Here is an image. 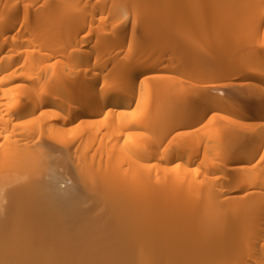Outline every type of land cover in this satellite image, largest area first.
Segmentation results:
<instances>
[{
    "label": "bare ground",
    "instance_id": "bare-ground-1",
    "mask_svg": "<svg viewBox=\"0 0 264 264\" xmlns=\"http://www.w3.org/2000/svg\"><path fill=\"white\" fill-rule=\"evenodd\" d=\"M184 7L205 49L245 52L212 78L222 96L176 71ZM263 16L264 0H0V264H264Z\"/></svg>",
    "mask_w": 264,
    "mask_h": 264
},
{
    "label": "rangeland",
    "instance_id": "rangeland-1",
    "mask_svg": "<svg viewBox=\"0 0 264 264\" xmlns=\"http://www.w3.org/2000/svg\"><path fill=\"white\" fill-rule=\"evenodd\" d=\"M178 9H180V8H178ZM183 9H186V7H184V8L181 9V10L183 11L184 14L182 13L181 10L177 11V8H175V10H176L177 12H176V11H175V12L173 11V12L176 13L177 16H176L173 12L171 13V16L174 14V17H175V18H177V17L179 18L180 15H186V14H187V19L189 20L190 15H188V14L191 13V12H187V13H185L186 11H184ZM186 10L189 11L188 8H187ZM179 14H180V15H179ZM180 17H181L183 20H182L181 18H179V19L182 20V22H181L179 19H177V20H179V22H178L179 24H178V25L181 24V25L183 26L184 24H182V23H183V22H187V21H184V17H185V16H180ZM263 18H264V16H263L262 18H259L260 21H258L259 19H257L256 21L259 22L260 27H261V29H262L263 32H264V19H263ZM130 19H131V20L128 21V25H132V23H133V22H132V18H130ZM187 19H186V20H187ZM219 19H220V18H219ZM219 19H218V20H219ZM191 20H193V19L191 18ZM189 21H190V20H189ZM215 21H216V20H215ZM215 21H214L213 23H216V22H217V24H218L220 27H218L217 24L214 25V24L212 23V25H213V27H215V29H216V26L218 27L217 29H218L219 31L216 32L217 34L219 33L218 35H221V34L223 35V36L221 35L222 37L220 36V38L223 39V38L225 37V38L223 39L224 41H226V40L228 39V42H229V43H232V42L234 43V41H236V40H232L231 38H232V37H234V38L236 37V38H237V34H239V32L236 33L237 30H236L235 28H232V32L236 34V36H235V34H233V33L231 32V30H230L231 28H230V29L228 28L229 30H226L224 27H222V25H223V22H222V21H220V22H219V21H216V22H215ZM191 22H192V21H190V23H191ZM218 22H219V23H218ZM190 23L187 22V25H184L185 27L188 26V27L185 28V29H184V28H181V27H180L181 25L179 26L180 29H179V28H178L179 30L177 29L178 32L182 34V35H181V40L179 39V40H177V41H175V42L173 41V42H172L173 44L171 43V44H168V46L166 45V47H169V48H168L169 51H172V50L175 49L174 53H173V51H172V52H171L172 55H171V54H170V55H171V57L173 58L174 62L177 61V62H176V63H177V69H176V71H177L178 73H179V72L181 73V76L183 77V79H184V77L186 78V79H184L186 84L183 82L182 85H187V86H189V88L192 87V89H191V88H190V89H189V88H186L187 86L184 87V88L189 89V90H191V91H192L193 89H195V91H196V90H203V91H205V92H206V91H207V92L209 91L208 94H216V95L222 96V95H224V94H223V93L221 94V93H220V92H221L220 90H216V89L213 88V84H214L216 81H215V82L212 81V78H213V79L216 78V80H217L218 77H216V76H220V75H222V73H223V70H222V69H223V68H225V67H227V66H229V65H237L238 62H240L241 60H243V58H244L243 56H245V55H244L245 52H244V54H243V51L239 49V50H237L238 53H237V51H235V52L232 51V52L235 53V54L237 53L238 57H237V55H234L233 53H230L231 55H230L229 53H227V54L221 55V56H219V57H216L217 53H216V52L212 53V52L214 51L213 48H209V47H208L207 49H205V46H206V43H207L206 41H208V39H207V40H204V39L208 38V37H206V36H208V35L206 34V35H205L206 38H203V37H204V34H203V32H201V31L199 30L200 28H199V26H198V30H199L200 33H201V34H200V33H199V34H200V35L203 34V36H200V37H199V35H198V31H197V25H193L194 23L196 24V22H192V23H193L192 25H191ZM259 24H257V25L259 26ZM189 25H191V26H189ZM184 26H183V27H184ZM192 26H193V27L196 26V28H195L194 31L190 29V28H193ZM176 27H177V26H176ZM260 27H259V29H260ZM193 29H194V28H193ZM220 29H222V30H220ZM223 29H225V30H223ZM233 29H235L236 31L233 30ZM261 29H260V30H261ZM177 30H176V31H177ZM191 31H192V32H191ZM227 31H229V32H227ZM193 32L196 33L195 35H198V36H195V35L193 36V34H194ZM232 34H233V35H232ZM218 35L215 34V36H217V37H218ZM241 35L243 36L244 34L240 33V36L238 35V37H242ZM196 37L198 38L197 40H196ZM234 38H233V39H234ZM222 39H221V40H222ZM217 40H219V41H217ZM221 40H220L219 38L216 39V41H217L218 43L221 42ZM169 41H170V40H168V43H169ZM196 41H199L200 43H195ZM202 41H203L204 43H203ZM222 42H223V41H222ZM222 42H221V43H222ZM202 43H203L204 45H202ZM221 43H220V44H221ZM234 44H235V43H234ZM188 45H189V46H188ZM191 45H193V46H191ZM195 45H196V46H195ZM198 45H199V46H198ZM163 47L165 48V45H164ZM163 47H162V48H163ZM172 47H173V49L170 50ZM188 47H189V48H188ZM203 49H204V50H203ZM212 49H213V51H212ZM230 49H231V47H230ZM240 51H241L242 53H240ZM209 52H210V53H209ZM239 53H240L241 56L239 55ZM173 54H174V56H175V59H174ZM242 55H243V56H242ZM207 57H208V58H207ZM234 57H235V59H234ZM241 57H242V58H241ZM176 58L180 59V61H181L180 64L184 63V64L181 65L182 67L180 66V64L178 63V59H176ZM199 58H200V59H201V58H202V59H204V58L207 59V63H208L209 65H211V66H209L208 64H207L208 66L206 65V63H205L206 60L204 61V60L201 59V61H200ZM240 59H241V60H240ZM175 60H176V61H175ZM202 61H204L206 67H205V65L200 64V63H203ZM234 61H237V62H234ZM198 64H199V65H198ZM216 64H218V65H216ZM173 65L176 66L175 63H173ZM184 65H187V66L184 67ZM201 65H203V66H201ZM221 65H222V67H221ZM224 65H225V66H224ZM175 66H174V67H175ZM215 66H216L217 69L215 68ZM211 67H212V68H211ZM202 68H203L204 70L206 69L205 72L203 71ZM207 68H208V69H207ZM209 68H210V70H209ZM214 68H215V69H214ZM187 69H188V70H187ZM219 69L222 70V71H219ZM174 70H175V69H174ZM184 70H185V71H184ZM207 70H208V71H207ZM212 70H214V73H213ZM181 71H182V72H181ZM211 71H212V72H211ZM215 71H217V72H215ZM196 72H197V73H196ZM201 72H202V73H201ZM218 72H219V73H218ZM237 72H238V71L234 72V74H236ZM183 73H184V74H183ZM186 73H187V74H186ZM189 73H192L195 77H196V76H197V77H196V78H191V77H194V76H193L192 74L190 75ZM200 73H201V74H200ZM205 73H207L208 75L205 74ZM212 73H213V74H212ZM238 73H239V72H238ZM185 74H186V75H185ZM188 74H189V75H188ZM203 75H204V76H203ZM205 75H206V76H205ZM210 75H211V76H210ZM212 75H213V76H212ZM214 75H215V76H214ZM199 76H200V77H199ZM208 76H209V77H208ZM207 77L210 78V79H208ZM199 78L203 79L204 81L201 80V79H199ZM204 78H205V79H204ZM206 78H207V80H206ZM190 79H191V80H190ZM187 80L191 81L190 84H188L189 82H186ZM199 80H200L201 82H200ZM192 81H193V82H192ZM176 82H177V84H178V82L181 83L182 81H175L174 84H175ZM210 82H211V83H210ZM198 83H199V85H198ZM177 84H176V85H177ZM191 84H192V85H191ZM193 84L196 85V86H199L198 89H197ZM179 85L181 86V84H179ZM206 85H209V86L206 87ZM210 85H211V86H210ZM201 86H204V87H201ZM181 87H182V86H181ZM200 87H201V88H200ZM204 88L207 89V90H204ZM216 91H217V92H216ZM207 92H206V93H207ZM187 142H188V140H187ZM57 166H58V165H57ZM60 169H61V171H62V169L64 170V168H62V167H61ZM61 171H59V172H61ZM65 174H66L67 176H63V175H65ZM60 175H61V173H60ZM61 176H63V177H59V174H58L59 179H58V177H57V180H56V178L54 179V185L57 184V185H55V186H57L56 188L59 189V187H60L59 191H60V190L63 191V189H64V192H65V191L70 187V185L72 186V185H74L75 183L71 184V183L73 182V180L70 179L71 177L69 176V174L63 172V174H62ZM64 177H65V178H64ZM66 177H67V180H65ZM68 177H69L70 180H68ZM61 178L64 179V180H62ZM89 179H90V178H89ZM89 179H88V180H89ZM55 180H56V181H55ZM61 180H62V181H61ZM92 180H93V179H92ZM92 180H91V182L93 183ZM63 181H64V182L66 181V182L64 183ZM69 181H71V182H69ZM56 182H57V183H56ZM58 182L60 183L59 186H58ZM68 182H69V183H68ZM91 182H90V183H91ZM90 183L88 184V182H87L88 185H90ZM14 184H15V185H14ZM62 184H63V185H62ZM69 184H70V185H69ZM11 185H12V187L15 188L18 184H17V183H12V184H10V185L8 186V188H7V190H10L11 193H12L10 196H11V197H12V196L14 197V196H16V190H15V189H17V188L13 189V188L11 187ZM65 185H69V187L66 188L67 186H65ZM91 185H92V184H91ZM62 186H63V187H62ZM61 187H62V189H61ZM72 187H73V186H72ZM72 187H71V188H72ZM89 187H90V186H89ZM89 187H88V188H89ZM9 188H12V189H9ZM65 188H66V190H65ZM71 188H70V189H71ZM70 189H69V190H70ZM12 190H13V191H12ZM45 190H46V192H45V193H46V196L43 197V198L41 197V198H42V199L40 198L41 201H43V199H44V201H45L46 199L48 200V201H47V200L45 201V203L47 204V207H46V208H51L50 206L53 207L54 204H55L54 206H57V205L60 206L61 208L59 207V208H58L59 210L57 211V213L59 214V217H60V213H59V212L62 211V207H63V206H66V205H67V204H66V203H68V202L66 201L67 199H65V198L63 197V199H64V201H63V199L59 197L58 200H57V199L54 200V199L56 198V197L54 198V196H53V198H52V196H51L52 199H50V193H51V192H49L48 189H45ZM69 190H67V191H69ZM84 190H85V189H84ZM84 190H83V192L86 191V190H85V191H84ZM47 191L49 192V196H48ZM61 191H60V192H61ZM67 191H66V192H67ZM13 192H14L15 194H14ZM66 192H65V193H66ZM45 193H44V194H45ZM13 194H14V195H13ZM10 196L8 195V197H6V198H8V199L6 200V198H5V199L3 200V202L5 203V200H6V203H7V201L11 200V201H9V205H12L13 203H15V202H13V201H17V198H13V197L10 198ZM43 196H44V195H43ZM29 197H31L30 199L28 198L29 201L31 200V201L29 202L31 207L36 206V205L33 204V203H35V201H36V203L40 201V199H38L39 197H37V196H34V195H31V194H30ZM9 198H10V199H9ZM33 198H34V199H33ZM12 199H13V201H12ZM49 200H51L52 202L49 201ZM32 201H33V202H32ZM44 201H43V202H44ZM54 201H55V202H54ZM11 202H13V203L10 204ZM48 202H50V203H49L50 205L48 204ZM65 202H66V203H65ZM6 203H5V204H6ZM59 204H60V205H59ZM61 204H62L63 206H62ZM3 205H4V204H3ZM33 205H34V206H33ZM5 206H6V205H5ZM7 206H8V203H7ZM48 206H49V207H48ZM8 207H10V206H8ZM8 207H7V208H8ZM60 209H61V211H60ZM62 212H63V211H62ZM62 212H61V213H62ZM10 213L13 214L12 211H10ZM48 213H50V212H47V214H46V212H45V214L43 213L44 215H42V212L39 211L38 213H36L35 219L37 218V216H40L41 219L38 217L39 219L34 220V222L36 221L38 224H42V225L46 228V230H47L48 228L50 229V228L53 227V224H52L53 221L50 220V218H53L54 216L51 215V214L48 215ZM57 213H56L55 215H58ZM11 214H10V215L8 214V215H9V218L12 217ZM61 215H62V214H61ZM41 216H44V217H41ZM50 216H52V217H50ZM47 217H49V218L47 219ZM42 219L45 221V225H44V221H43ZM37 220H38V221H37ZM39 220H40V221H39ZM24 222H26V221H24ZM36 222H35V223H36ZM27 223H28L29 225H31L33 222H30V223L27 222ZM27 223H25L26 226H27ZM35 223H33V224H35ZM46 224H47V226H46ZM48 224H49V225H48ZM50 225H51V226H50ZM49 229H48V230H49ZM48 230H47V231H48ZM49 231H50V230H49ZM47 236H50V237L53 238L52 235H47ZM9 240H10V239H9ZM9 240H7V241H9ZM56 253H57V252H56ZM57 254L59 255L60 252L57 253ZM57 254L53 255V257H57V256H58Z\"/></svg>",
    "mask_w": 264,
    "mask_h": 264
}]
</instances>
